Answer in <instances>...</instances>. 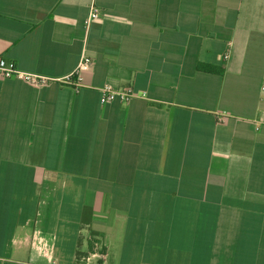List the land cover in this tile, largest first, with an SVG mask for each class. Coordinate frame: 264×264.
Here are the masks:
<instances>
[{"label":"crops","instance_id":"obj_1","mask_svg":"<svg viewBox=\"0 0 264 264\" xmlns=\"http://www.w3.org/2000/svg\"><path fill=\"white\" fill-rule=\"evenodd\" d=\"M83 53L0 77V264H264V0H0L19 70Z\"/></svg>","mask_w":264,"mask_h":264},{"label":"built area","instance_id":"obj_2","mask_svg":"<svg viewBox=\"0 0 264 264\" xmlns=\"http://www.w3.org/2000/svg\"><path fill=\"white\" fill-rule=\"evenodd\" d=\"M100 14V10L92 6L87 19V25L90 24V22L99 19ZM92 65V59L88 55L83 53L81 54L80 59L72 73L63 78L50 80L37 74L23 72L17 68L15 62L0 57V77L17 78L33 86H42L50 81H57L63 84H72L75 88H77L81 86L83 80L82 73L90 70ZM100 91L102 94L101 99L103 104L115 100H118L124 104H128L132 100V98L136 97L134 91L131 88L116 89L111 85H105L103 88H101Z\"/></svg>","mask_w":264,"mask_h":264}]
</instances>
